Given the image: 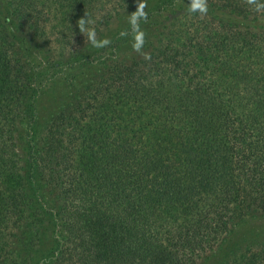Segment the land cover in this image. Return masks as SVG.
Returning <instances> with one entry per match:
<instances>
[{"label":"trees","instance_id":"16d2710c","mask_svg":"<svg viewBox=\"0 0 264 264\" xmlns=\"http://www.w3.org/2000/svg\"><path fill=\"white\" fill-rule=\"evenodd\" d=\"M194 3L0 0V264H264V0Z\"/></svg>","mask_w":264,"mask_h":264},{"label":"rangeland","instance_id":"374dc122","mask_svg":"<svg viewBox=\"0 0 264 264\" xmlns=\"http://www.w3.org/2000/svg\"><path fill=\"white\" fill-rule=\"evenodd\" d=\"M138 10L139 9H136L135 14L138 12ZM145 25H144V27L146 28ZM139 30L144 32L145 29L142 28V26H141ZM135 36H136V34L128 41V44H131V45L135 44V42H136ZM32 63L37 66V70H38V73H39V76L41 79V83H42V87H41L42 92L40 94V97L37 100V105H36V122H37L38 126H41L45 123L47 118L51 114H53L55 112V110L62 104L65 97H64V93L57 86L58 84L55 86V83H54L53 86L47 87V85L49 83L48 79H50V77L47 75V67L44 64V62L42 60H39V59H32ZM58 71H59L58 76L61 77L63 74H65L68 71V69L67 68L59 69ZM58 76L56 77L57 81L59 78ZM243 225H245V226H243ZM242 226L246 227V228L251 227V229H256L259 232H264V215H259V216H255L252 218H248L244 222H242ZM239 227H241V226H239ZM243 227H241V228H243ZM241 228H238L237 230L239 231ZM48 233L49 232L47 230V232L42 237V248L43 249H47L51 244V239H50V236ZM219 252H220V250L218 249L215 254H217Z\"/></svg>","mask_w":264,"mask_h":264},{"label":"clouds","instance_id":"9594fccd","mask_svg":"<svg viewBox=\"0 0 264 264\" xmlns=\"http://www.w3.org/2000/svg\"><path fill=\"white\" fill-rule=\"evenodd\" d=\"M146 7V4H140L139 5V10L136 14L133 15V24L136 25V36H135V44L133 45V47L139 51L143 44H144V37L145 34L143 31L139 30V26L136 23L137 17H141L146 19L147 14L143 11V9ZM192 9L194 11L198 10L200 13H206L207 12V4H206V0H195V3L192 5ZM110 43V41L105 40L103 41V45H106ZM102 46V45H101Z\"/></svg>","mask_w":264,"mask_h":264}]
</instances>
